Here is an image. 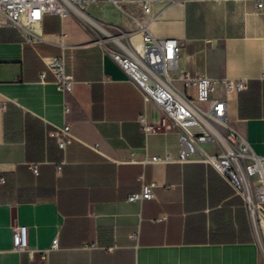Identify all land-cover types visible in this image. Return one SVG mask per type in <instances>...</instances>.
Returning <instances> with one entry per match:
<instances>
[{
    "label": "crops",
    "instance_id": "0c3cea01",
    "mask_svg": "<svg viewBox=\"0 0 264 264\" xmlns=\"http://www.w3.org/2000/svg\"><path fill=\"white\" fill-rule=\"evenodd\" d=\"M84 12L133 48L142 43L141 23L157 39H178L179 67L192 74L246 78L226 121L264 156V8L254 0H178L153 2L144 13L122 0L120 9L100 1ZM89 24L45 15L30 33L0 26V264H264L241 197L211 166L142 163L176 155L179 129L142 131L141 120L158 127L163 115ZM49 57L62 59L70 91L48 71L41 79ZM65 122L74 140L62 151L55 132ZM152 181V198L128 200ZM13 224L26 227L23 251L13 249Z\"/></svg>",
    "mask_w": 264,
    "mask_h": 264
},
{
    "label": "built area",
    "instance_id": "2783aa9c",
    "mask_svg": "<svg viewBox=\"0 0 264 264\" xmlns=\"http://www.w3.org/2000/svg\"><path fill=\"white\" fill-rule=\"evenodd\" d=\"M100 1H107L121 8L122 0H0V26H14L30 33L23 20L35 19L39 22L45 15L59 17L75 15L82 18L81 12L85 13L84 8L87 5ZM128 1L139 3L143 12L148 13L153 2L174 3L178 0ZM254 1L258 9L264 8V0ZM140 29L143 32L142 43L136 48L111 33L104 34L105 38L96 37L94 40L100 44H104L106 40L112 42L113 48L106 49L108 55L138 88L143 100L153 103L161 111L162 125L154 127L142 123L141 120L142 131L148 133L159 128L179 129V149L176 155L166 152L162 155L146 156L142 163H203L211 166L234 193L241 197L264 254V230L260 225L261 221H264V156L257 155L247 139L226 121L230 100L247 89L248 80L213 79L205 74H192L179 67L181 42L178 39L155 38L148 30L147 23H141ZM45 65L46 70L41 72V79L45 78L48 71L53 75L54 82L61 91H70L72 78L65 73L62 59L49 57L45 59ZM261 79L264 80V75ZM68 111L69 108L65 104L64 113ZM188 123L197 130L189 128ZM55 140L62 151L74 140L69 123L65 122L57 129ZM62 164L63 161H60L57 170L61 169ZM32 170L37 173L36 166H32ZM4 181V177H0V184ZM155 186L156 183L153 181L142 183L139 191L130 194L128 200L152 198ZM11 228L13 249L25 250L26 227L13 224ZM130 237L136 239L137 231L132 232ZM56 246L55 238L52 247Z\"/></svg>",
    "mask_w": 264,
    "mask_h": 264
},
{
    "label": "bare ground",
    "instance_id": "6f19581e",
    "mask_svg": "<svg viewBox=\"0 0 264 264\" xmlns=\"http://www.w3.org/2000/svg\"><path fill=\"white\" fill-rule=\"evenodd\" d=\"M87 14L81 12V17L87 21L88 23H90V25H92L95 29H97L98 31H100L101 33L105 34V35H109L110 32L104 27V29L97 23L93 22L92 20H90L87 16ZM91 18V17H90ZM38 20H23V24L26 25V27L28 29L33 28L36 24H37ZM261 229L264 230V221H261Z\"/></svg>",
    "mask_w": 264,
    "mask_h": 264
},
{
    "label": "rangeland",
    "instance_id": "374dc122",
    "mask_svg": "<svg viewBox=\"0 0 264 264\" xmlns=\"http://www.w3.org/2000/svg\"><path fill=\"white\" fill-rule=\"evenodd\" d=\"M90 27H91V30H92L93 34L95 35V37L105 38V35L103 33H101L100 31H98L97 29H95L92 25H90ZM189 92H191V89H189Z\"/></svg>",
    "mask_w": 264,
    "mask_h": 264
}]
</instances>
